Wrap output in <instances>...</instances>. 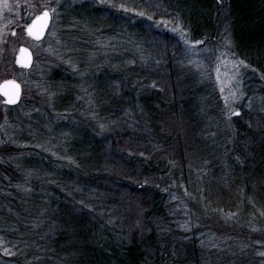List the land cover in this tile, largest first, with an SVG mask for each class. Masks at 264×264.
I'll list each match as a JSON object with an SVG mask.
<instances>
[{"label":"trees","instance_id":"trees-1","mask_svg":"<svg viewBox=\"0 0 264 264\" xmlns=\"http://www.w3.org/2000/svg\"><path fill=\"white\" fill-rule=\"evenodd\" d=\"M110 1L116 7L108 12L85 6L103 16L105 29L89 32L92 39H108V62L100 72L115 83L108 105L98 95L88 109L97 151L82 157L70 149L65 161L56 159L70 168L62 177L46 172L35 177L18 158L30 149L18 146L16 163L0 160V225L17 240L34 232L23 203L29 187L31 196L41 188L51 217L42 229L54 233L42 238V251L28 254L30 264H261L264 124L258 106L264 107V0ZM157 23L181 26L189 40L202 43L204 54L212 56L207 59L225 52L245 63L242 112L230 124L219 122L220 104L211 92L198 102V88L206 91L208 84L195 86L198 77L187 69L179 35ZM123 27L124 40L116 47L113 40ZM210 118L217 128L207 135ZM198 127L206 140L198 136ZM228 137L251 142L228 154ZM9 152L0 150V155ZM219 157L224 166L215 161ZM201 179L205 184L199 189ZM180 185L188 195L177 208L172 189ZM200 193L202 202L196 199ZM249 215L259 223V229L249 227L245 234L256 235L254 246L243 248L249 258L231 262L205 245L210 234L238 237L229 218L249 224Z\"/></svg>","mask_w":264,"mask_h":264},{"label":"rangeland","instance_id":"rangeland-1","mask_svg":"<svg viewBox=\"0 0 264 264\" xmlns=\"http://www.w3.org/2000/svg\"><path fill=\"white\" fill-rule=\"evenodd\" d=\"M85 6L102 8L107 12L116 7L110 0H0V83L14 79L22 88L21 99L14 106L5 104L0 95V150H10L9 154L0 155V160L7 159L16 163L14 151L18 146L27 147L30 150L18 158L20 165H23L24 170L31 176L43 177L46 172V175L62 177L70 168L59 163L57 158H64L65 161L70 149L75 155L82 157L93 155L95 149L97 151V140L87 126L94 123L88 117L91 112L88 109H91L93 100L95 102L98 95H101L104 104L108 105V97L115 83L108 81L104 78L106 75L100 72L108 62V39L105 41H100L99 37L92 39L93 33L89 32L97 28L105 29L103 16L95 14V11ZM86 9H90L89 12ZM43 10L50 11L51 18L45 35L37 40L28 34L27 27L42 14ZM156 26L179 35L187 58V69L199 78L195 80V86L198 87L202 82L208 84L209 89L206 91L198 88L199 92L196 93L198 102L202 103L206 92H211L212 97L220 104L222 120L218 121L224 125L230 124V119L237 116L234 113L241 115L244 96L243 76L247 68L245 63L225 52H222L224 55L219 54L207 59L212 56L204 54L202 43L189 40L187 32L181 26H171L167 23H157ZM124 30L125 28L113 40L117 44L116 47L124 40ZM98 44L105 47L96 49ZM22 45L29 47L34 56L32 68L28 70L15 64L17 52ZM63 107L74 109L69 113V108ZM258 107L260 119L264 124V107ZM208 124L210 128L207 135H211L217 124L212 118ZM101 125L100 123L99 126ZM225 131L226 126L223 128L224 134ZM197 134L201 140H206L199 127ZM216 140V137L213 138V141ZM227 141L231 144L228 154L234 155L248 148L246 146L251 142L246 139L236 143L231 137H228ZM43 155L55 157V161H50ZM216 160L224 166V157ZM204 180L201 179L196 184L199 189L204 186ZM40 189H36L31 196L29 187L23 203L26 213L30 215L31 231L34 229V232L21 233L17 240L12 238L14 234L10 235L4 225H0V264H30L28 254L41 249L42 238L54 233V230L44 233L42 229L51 217L47 215L48 204L43 190ZM172 190L174 193L171 203L177 208L182 207L185 204L182 199L188 195L186 188L180 185L173 186ZM196 199L202 202L204 195L200 193ZM187 220L183 219L185 224ZM53 221L58 228V217H53ZM229 221L236 222L232 224V229L239 236L223 238L210 234L205 239V245L222 251L223 257L228 256L231 262L238 263L240 259L237 256H244L242 260L249 258V253L243 248L253 247L256 235L249 237L245 234L249 233V227L252 230L259 229V223L255 221L253 215H249V224L232 216ZM232 229L226 231L232 233ZM16 230L15 227L10 232ZM238 240L243 242L238 244ZM255 243L259 244L260 238H256ZM235 247L239 249L232 250Z\"/></svg>","mask_w":264,"mask_h":264},{"label":"snow or ice","instance_id":"snow-or-ice-1","mask_svg":"<svg viewBox=\"0 0 264 264\" xmlns=\"http://www.w3.org/2000/svg\"><path fill=\"white\" fill-rule=\"evenodd\" d=\"M54 11V10H52ZM140 15H143V13H140ZM51 18V12L48 10H43L42 14L40 16L36 17V20L33 24L29 25L27 27V32L29 35L34 36L37 40L41 39V37L44 34V30L48 25V22ZM151 19V17H149ZM37 25H39V29H37ZM21 51H27V49H22ZM9 85H12L15 88L14 93L8 92L6 89L8 88ZM4 96L7 97V103L9 104H15L17 103L20 95V85L16 84L14 81H6L4 84ZM235 115H239V113H234ZM261 255H264V253H261Z\"/></svg>","mask_w":264,"mask_h":264},{"label":"water","instance_id":"water-1","mask_svg":"<svg viewBox=\"0 0 264 264\" xmlns=\"http://www.w3.org/2000/svg\"><path fill=\"white\" fill-rule=\"evenodd\" d=\"M35 20L33 21V23L35 22ZM48 24H49V22H48ZM38 29H39V25H37V29L36 30H38ZM46 29H47V27L44 30L43 36L45 35ZM22 49H27V51H21ZM33 62H34V56H33L32 50L29 47L25 46V45L20 46L19 47V50L17 52L16 58H15V64H16V66L19 67V68H23V69L28 70V69L32 68ZM9 80L14 81L16 84H19V82H17L14 79H8V80L2 81L0 83V95L3 97L5 104H8V105H16V104L19 103V101L21 99L22 88H21V85L19 84L20 85V95H19V99H18L17 103H15V104H9V103H7L6 102L7 101V97L4 96L5 89H4L3 86H4L5 82L6 81H9ZM6 90L8 92H10V93H14L15 92V88L12 85H9Z\"/></svg>","mask_w":264,"mask_h":264}]
</instances>
